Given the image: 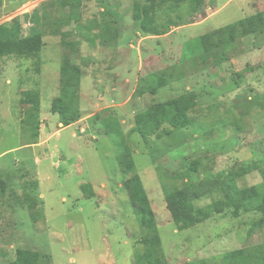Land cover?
Segmentation results:
<instances>
[{
    "label": "rangeland",
    "instance_id": "1",
    "mask_svg": "<svg viewBox=\"0 0 264 264\" xmlns=\"http://www.w3.org/2000/svg\"><path fill=\"white\" fill-rule=\"evenodd\" d=\"M72 1L0 6V26L20 18L25 36L38 28L44 40L40 71L33 57L0 58V264H12L18 248L38 251L43 264H134L146 250L149 232L104 132L102 116L110 114L130 140L166 264H227L226 253L263 244L261 213L226 209L179 229L165 195L228 175L240 188L264 190V28L195 58L184 55L187 41L264 12V0H202L196 12L191 0H164L157 19L169 26L160 36L139 31L132 17L138 0H81L71 7ZM65 54L82 68L80 118L67 127L51 110ZM158 75L165 86L157 88ZM150 87L157 92L141 94ZM27 91L40 92L38 136L35 120L25 122ZM179 96L195 102L188 128L166 124L170 134L163 138L135 131L137 114ZM84 183L92 185V198L84 196ZM221 198L215 191L196 205Z\"/></svg>",
    "mask_w": 264,
    "mask_h": 264
},
{
    "label": "trees",
    "instance_id": "2",
    "mask_svg": "<svg viewBox=\"0 0 264 264\" xmlns=\"http://www.w3.org/2000/svg\"><path fill=\"white\" fill-rule=\"evenodd\" d=\"M74 0L73 6L81 3ZM181 1V0H178ZM62 6L72 4V0H59ZM193 12L201 6L202 0H191ZM164 0L135 1L132 17L138 24V29L144 35H163L168 26L158 22L157 11ZM3 0H0V6ZM264 28V12L252 15L246 20L239 21L235 25L206 33L201 37L186 42L184 55L188 58L199 56L204 50L213 46H221L222 42H233L241 36L256 33ZM216 37L215 40L213 38ZM44 45L43 33L40 29L32 28L28 35L23 34L20 18L0 26V58L4 56L20 55L36 58V70L40 71V53ZM60 95L53 99L51 110L60 117L64 126H70L80 118L78 99L80 96V81L82 68L75 63L70 54H65L61 64ZM166 79L162 75L157 76V88L165 86ZM156 87L140 90L141 94L149 92L155 94ZM23 98L28 105L25 122L35 120L36 132L41 126V101L39 91L23 92ZM195 106V102L187 96H179L164 102L151 105L147 110L135 116V131L143 138L156 136L159 138L169 135L170 132L163 127L166 124L174 128H188L192 121L188 113ZM102 124L104 132L112 139L117 153V161L121 172L128 176L125 188L134 206V211L139 217L141 226L149 232V237L144 238L146 245L144 252L135 256L134 264H166L161 248L160 236L156 229L157 217L154 212L148 194L142 180L136 171L133 158V150L128 136L124 133L120 120L114 114L103 115ZM193 170H197L196 162H193ZM234 175H228L217 180L193 182L184 187L170 190L165 199L171 213L172 220L179 229H187L204 221L213 213H222L226 209H232L235 215L240 211L258 212L264 216V190L257 185L240 188ZM81 190L85 197L92 198L94 191L92 185L84 183ZM221 191L223 198L214 201L209 207H198L196 202L209 193ZM264 224V217L260 220ZM227 264H264V243L250 249H238L224 255ZM12 264H43L38 251L18 248ZM190 264V263H185Z\"/></svg>",
    "mask_w": 264,
    "mask_h": 264
}]
</instances>
